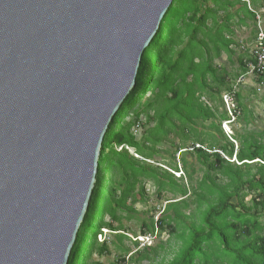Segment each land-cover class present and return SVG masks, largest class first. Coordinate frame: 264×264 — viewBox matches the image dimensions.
I'll return each mask as SVG.
<instances>
[{
	"label": "trees",
	"instance_id": "trees-1",
	"mask_svg": "<svg viewBox=\"0 0 264 264\" xmlns=\"http://www.w3.org/2000/svg\"><path fill=\"white\" fill-rule=\"evenodd\" d=\"M247 21L264 32V2L172 1L104 135L89 208L67 264H96L93 255L109 256L110 244L113 264H264V129L235 130L232 138L221 129L230 121L225 100L236 123H250L236 83L255 61L243 47L239 72L216 63L222 55L233 63L239 43L232 25ZM249 75L264 89V70ZM137 127L144 128L140 139ZM147 184L158 199L171 196L155 221V208L147 219L136 210L147 200ZM132 220L138 232L124 224ZM102 230L112 239L97 242ZM164 233L167 240L153 247L129 238Z\"/></svg>",
	"mask_w": 264,
	"mask_h": 264
},
{
	"label": "water",
	"instance_id": "water-1",
	"mask_svg": "<svg viewBox=\"0 0 264 264\" xmlns=\"http://www.w3.org/2000/svg\"><path fill=\"white\" fill-rule=\"evenodd\" d=\"M173 0H0V264H67L107 128Z\"/></svg>",
	"mask_w": 264,
	"mask_h": 264
},
{
	"label": "rangeland",
	"instance_id": "rangeland-1",
	"mask_svg": "<svg viewBox=\"0 0 264 264\" xmlns=\"http://www.w3.org/2000/svg\"><path fill=\"white\" fill-rule=\"evenodd\" d=\"M261 3L264 2V0H260ZM263 21H261L260 27L263 29ZM233 29V39L235 42L239 43V47H234V55L232 56V64H228L226 61V57L224 55L221 56L220 60H218L217 64H223L224 67L227 69V71L231 74H235L239 72V65L237 63V56L240 54V52L244 51L245 47L248 52L253 48V38L256 34V31H258V24L256 26L253 25L252 22L247 21L246 26H238L234 22L232 25ZM237 87L241 88L243 91L244 96V104L247 106L248 114L247 117L249 119L248 124H242V123H236L232 117V105L231 102L228 100H225V108L228 112V115L230 116L229 122H223L221 123V129L225 136L227 138H232V136L235 134V130L239 133L247 132H257L264 129V89L258 88L254 82V78L252 75H246L243 78H240L237 81ZM142 127H137L133 131L134 136L136 139H140V136L143 132ZM162 156L166 158V153H162ZM194 159L191 158V162L194 163ZM231 161H235L234 157ZM181 175V172L178 171V173H175L174 176L177 178ZM147 200L145 203H141L136 205V210L139 212V218H145L147 219L150 216L149 210L151 208H155V219L154 221L159 217L161 214V211L163 210L165 206L166 199L171 198L170 195H165L163 199H158L156 197V190L153 188L151 184H147ZM245 202H248L246 200ZM147 212V213H146ZM261 223L264 224V217L260 220ZM125 225H127L132 232H138V224L132 220V221H125ZM132 241L137 240L140 244V248L143 246H151L153 247L156 243L159 241L165 242L167 240V233H164L161 235V237L158 239L154 238H148V237H139L137 234V237L134 238L133 235L129 236ZM112 239L111 236L108 235L107 230H102V235L97 237V242H103L104 240ZM126 246H129V243L125 242ZM111 248V254L109 256L104 255L102 257L93 255L92 259L93 262L96 264H113L116 260V253L114 251L113 245L110 244ZM158 253H161V249L158 250ZM133 264V263H129ZM146 264V262L142 263Z\"/></svg>",
	"mask_w": 264,
	"mask_h": 264
},
{
	"label": "built area",
	"instance_id": "built-area-1",
	"mask_svg": "<svg viewBox=\"0 0 264 264\" xmlns=\"http://www.w3.org/2000/svg\"><path fill=\"white\" fill-rule=\"evenodd\" d=\"M255 64L248 63L247 67L249 69V73H254V71L260 72L264 70V32L259 29L256 45L253 46L250 51Z\"/></svg>",
	"mask_w": 264,
	"mask_h": 264
}]
</instances>
